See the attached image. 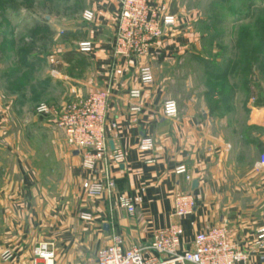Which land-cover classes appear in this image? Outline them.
I'll list each match as a JSON object with an SVG mask.
<instances>
[{
	"label": "crops",
	"instance_id": "0c3cea01",
	"mask_svg": "<svg viewBox=\"0 0 264 264\" xmlns=\"http://www.w3.org/2000/svg\"><path fill=\"white\" fill-rule=\"evenodd\" d=\"M204 1L150 0L153 8L164 6L176 15L177 22L147 56L124 58L114 52L120 1L86 0L95 19L84 28L85 40H92L95 48L87 54L91 67L81 77L95 89L112 92L107 134L112 149L127 154V163L114 164L109 174L102 164L97 173H89L82 169L74 147L61 158L57 143L50 170L61 163L64 174L55 178L52 173L43 175L36 159L0 157V264H98L99 251L115 234L122 236L126 247L147 245L157 230L174 222L183 226L185 247L213 226H227L231 241L242 249L254 246L264 228V172L255 168L264 154V105L251 104L240 127L229 115L223 121L216 116L210 119L205 103L198 99L172 98V85L186 83L181 73L186 70L184 61L202 49ZM145 63L153 68L151 84L140 79L139 69ZM134 89L142 91L140 112L131 110ZM171 100L177 104V117L165 113ZM7 117L6 110L0 111V155L10 143V130L2 126ZM145 135L156 142L152 152L139 148ZM181 164L189 168L192 189L198 182L193 190L201 199L191 214L178 218L174 198L190 188L176 173ZM108 176L116 182L115 196L142 197L135 214L114 208L107 192L91 195L84 190L85 180ZM84 213L92 220L82 219ZM40 242L50 244L51 260L35 256ZM7 250L13 253L10 260L3 259ZM249 264H264V248L251 255Z\"/></svg>",
	"mask_w": 264,
	"mask_h": 264
},
{
	"label": "rangeland",
	"instance_id": "374dc122",
	"mask_svg": "<svg viewBox=\"0 0 264 264\" xmlns=\"http://www.w3.org/2000/svg\"><path fill=\"white\" fill-rule=\"evenodd\" d=\"M202 8V49L184 61L186 83L172 85V98L198 99L210 119L229 115L241 127L251 104L264 105V0H205ZM86 10V0H0V111L10 130L0 157L36 159L55 178L64 174L61 163L50 170L57 143L61 158L75 149L58 127L63 106L75 89L96 90L81 77L91 67L79 51ZM43 104L51 113L38 111Z\"/></svg>",
	"mask_w": 264,
	"mask_h": 264
},
{
	"label": "built area",
	"instance_id": "2783aa9c",
	"mask_svg": "<svg viewBox=\"0 0 264 264\" xmlns=\"http://www.w3.org/2000/svg\"><path fill=\"white\" fill-rule=\"evenodd\" d=\"M120 11L115 37L114 52L118 57H144L150 52L156 40L161 39L166 31L176 24L177 16L166 10V7L155 9L150 0H119ZM84 18L88 22L95 19L92 10H86ZM95 43L85 40L79 44V51L91 54ZM139 75L142 83L151 84L155 80L150 63L140 66ZM75 89L71 101L67 102L59 116L58 127L79 151L82 158V169L89 173H97L99 165L109 174L111 167L127 163V154L123 150L112 149L107 134L109 102L112 92L109 88H96L88 95ZM142 91H130L131 110L140 112L142 109ZM40 113H51L48 105L38 108ZM165 113L169 117L178 116V107L171 100L165 104ZM156 142L152 136L141 138L139 148L143 152H152ZM152 162V161H151ZM258 171L264 172V154L255 164ZM176 173L185 177L189 189L177 194L174 198V215L183 218L191 214L201 197L192 189L193 178L186 164L176 168ZM116 182L108 176L106 179L85 180L83 188L91 195L109 193L114 208L126 209L135 214L142 197L138 194L114 195ZM84 220H92V215L84 213ZM184 229L180 222L157 230L153 240L147 245L126 247L123 238L115 234L112 242L98 253V264H249L251 255L264 248V228L258 232L257 240L250 250L242 249L232 242L227 226H213L199 232L192 246L185 247ZM49 243L40 242L34 248L36 257L51 260L54 256ZM13 253L7 250L4 260H10Z\"/></svg>",
	"mask_w": 264,
	"mask_h": 264
},
{
	"label": "water",
	"instance_id": "95a60500",
	"mask_svg": "<svg viewBox=\"0 0 264 264\" xmlns=\"http://www.w3.org/2000/svg\"><path fill=\"white\" fill-rule=\"evenodd\" d=\"M75 154L79 155V151L76 150ZM197 186H198V182L195 181V182L193 183V189L197 188Z\"/></svg>",
	"mask_w": 264,
	"mask_h": 264
},
{
	"label": "trees",
	"instance_id": "16d2710c",
	"mask_svg": "<svg viewBox=\"0 0 264 264\" xmlns=\"http://www.w3.org/2000/svg\"><path fill=\"white\" fill-rule=\"evenodd\" d=\"M203 22H205V21H203Z\"/></svg>",
	"mask_w": 264,
	"mask_h": 264
}]
</instances>
